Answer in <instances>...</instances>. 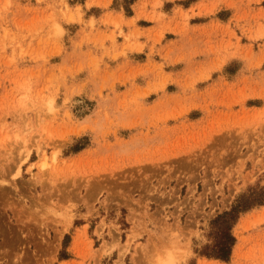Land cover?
Here are the masks:
<instances>
[{
    "label": "rangeland",
    "instance_id": "1",
    "mask_svg": "<svg viewBox=\"0 0 264 264\" xmlns=\"http://www.w3.org/2000/svg\"><path fill=\"white\" fill-rule=\"evenodd\" d=\"M250 192L264 0H0V264H264Z\"/></svg>",
    "mask_w": 264,
    "mask_h": 264
},
{
    "label": "trees",
    "instance_id": "2",
    "mask_svg": "<svg viewBox=\"0 0 264 264\" xmlns=\"http://www.w3.org/2000/svg\"><path fill=\"white\" fill-rule=\"evenodd\" d=\"M256 192L243 194L234 208L220 214L212 221L214 228L219 231V238L215 247L210 252L204 254L208 257H214L223 261H229L232 255L233 246L236 238L232 234V228L237 223L240 215L246 210L252 208L256 204H264V197H259Z\"/></svg>",
    "mask_w": 264,
    "mask_h": 264
},
{
    "label": "bare ground",
    "instance_id": "3",
    "mask_svg": "<svg viewBox=\"0 0 264 264\" xmlns=\"http://www.w3.org/2000/svg\"><path fill=\"white\" fill-rule=\"evenodd\" d=\"M45 164V163H44ZM43 165V164H42ZM237 252H238V250H237V248H236V246H235V248H234V254L236 255L237 254ZM167 264V263H166Z\"/></svg>",
    "mask_w": 264,
    "mask_h": 264
}]
</instances>
